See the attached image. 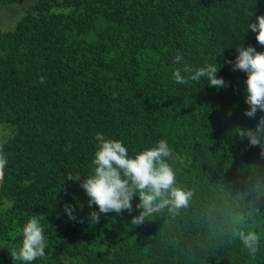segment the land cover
<instances>
[{
    "label": "trees",
    "instance_id": "1",
    "mask_svg": "<svg viewBox=\"0 0 264 264\" xmlns=\"http://www.w3.org/2000/svg\"><path fill=\"white\" fill-rule=\"evenodd\" d=\"M31 1L0 29V264H264V0Z\"/></svg>",
    "mask_w": 264,
    "mask_h": 264
},
{
    "label": "rangeland",
    "instance_id": "2",
    "mask_svg": "<svg viewBox=\"0 0 264 264\" xmlns=\"http://www.w3.org/2000/svg\"><path fill=\"white\" fill-rule=\"evenodd\" d=\"M31 4V0L0 3V29L4 31L13 29L16 21L27 12ZM5 132V130L0 129V136L5 134Z\"/></svg>",
    "mask_w": 264,
    "mask_h": 264
}]
</instances>
